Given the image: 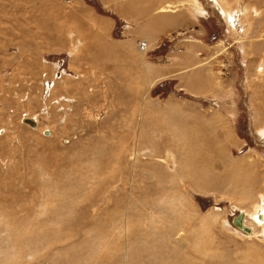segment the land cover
<instances>
[{
  "label": "rangeland",
  "instance_id": "rangeland-1",
  "mask_svg": "<svg viewBox=\"0 0 264 264\" xmlns=\"http://www.w3.org/2000/svg\"><path fill=\"white\" fill-rule=\"evenodd\" d=\"M228 1L244 35L217 0H0V264H264V0Z\"/></svg>",
  "mask_w": 264,
  "mask_h": 264
},
{
  "label": "bare ground",
  "instance_id": "bare-ground-1",
  "mask_svg": "<svg viewBox=\"0 0 264 264\" xmlns=\"http://www.w3.org/2000/svg\"><path fill=\"white\" fill-rule=\"evenodd\" d=\"M217 1H219V2H217L218 3V5L221 7V9H222V13H224V17L226 18V20H227V23L230 25V24H234V18L235 17H238V19H239V23H240V26H238L237 28H235L234 27V25L232 26L233 28H234V32H235V34H245L246 33V30H245V23L244 22H247V26H248V21L249 20H251L250 19V12H251V8H252V6H250L249 4L247 5V4H245L244 3V5L243 6H240V8H238V9H232V3H230L228 0H217ZM238 1V0H237ZM237 5V4H236ZM238 6H239V3H238ZM237 6V7H238ZM20 7V6H19ZM194 8V9H199V10H201V11H204V9H202V7L198 4V3H192L191 4V6H190V8ZM253 13L255 14V15H258L259 14V10H257V8L256 9H254L253 10ZM239 28H240V30H239ZM249 29H251V28H249ZM231 30H233V29H231ZM233 32V33H234ZM140 45V44H139ZM138 45V46H139ZM147 48V44L145 43V48L143 49V50H145ZM262 73H263V71H262ZM257 74H259V72L257 73ZM149 90V89H148ZM26 119V118H25ZM33 122H34V124H35V127H32L31 125V127L33 128V129H36L37 127H38V123H37V121H36V119H35V117L34 118H30ZM264 131V130H263ZM262 131V132H263ZM225 133L228 135V137H229V135H231L230 134V132L228 131V129H225ZM43 134L45 135V136H49L50 137V135H51V132L50 131H48V130H43ZM231 137V136H230ZM206 148H208V147H206ZM211 148V147H210ZM201 149V148H200ZM209 149V148H208ZM197 151H198V149H197ZM210 151V150H209ZM211 152V151H210ZM186 153V152H185ZM220 154V153H219ZM197 155V154H196ZM196 155H194V156H196ZM230 161V160H229ZM246 161H231V162H229L228 163V167H227V170L226 171H229L230 172V175L232 176V178H231V183L234 181V182H236V181H238V183H239V181L241 180V178H239L238 179V177L240 176V175H248V174H250V171L253 169V165L252 164H245L244 165V163H245ZM187 166V165H186ZM203 168V167H202ZM202 168L200 169L201 171H202ZM224 168V167H223ZM195 169V168H194ZM193 169V170H194ZM190 170V169H189ZM189 170H188V173H189ZM196 170H198V169H196ZM192 171V170H191ZM199 171V170H198ZM197 171V174L199 173L200 175H202L201 173H200V171L198 172ZM208 171V170H207ZM187 172V171H186ZM185 172V173H186ZM196 171H194V172H190L189 174H190V178H193V177H191V174H194ZM206 172V171H205ZM249 172V173H248ZM184 173V174H185ZM228 173V172H227ZM205 175H207V172L206 173H204ZM226 174V173H225ZM204 175V176H205ZM228 175V174H227ZM196 176V175H195ZM197 177V176H196ZM246 177H248V176H246ZM195 178V177H194ZM197 178H199V177H197ZM217 178V177H216ZM201 179V178H200ZM233 179V180H232ZM244 182H248L247 180H246V178H243L242 179ZM249 180V179H248ZM192 181V180H191ZM194 181V180H193ZM242 181V182H243ZM233 184V183H232ZM235 184H237V183H235ZM241 184V183H240ZM245 184V183H244ZM193 186V185H192ZM196 186V185H195ZM211 186V185H210ZM237 186V185H236ZM239 186V185H238ZM234 187V186H233ZM236 188V187H235ZM242 191H244V190H242ZM243 193V192H242ZM264 197V196H263ZM262 208H260L259 210H261ZM254 211H255V209H254ZM243 214V213H242ZM244 218H245V215L243 214V219H242V228L244 229V228H246V227H248V226H246L245 224H244ZM254 218H255V216H254ZM257 220H258V222H261L262 224H264V209L262 210V214H260V215H258V217H257ZM264 226V225H263ZM241 228V229H242ZM249 228V227H248ZM263 228V227H262ZM242 229V230H243ZM239 230V229H238ZM250 230H251V232H247V233H249V234H247V235H251L252 234V229L250 228ZM249 230V231H250ZM239 231H241V230H239ZM195 254V253H194Z\"/></svg>",
  "mask_w": 264,
  "mask_h": 264
},
{
  "label": "water",
  "instance_id": "water-1",
  "mask_svg": "<svg viewBox=\"0 0 264 264\" xmlns=\"http://www.w3.org/2000/svg\"><path fill=\"white\" fill-rule=\"evenodd\" d=\"M24 122L30 124L32 127H35V124L31 119H26ZM235 223L237 224V226L242 228V215H240L238 218L235 219ZM243 230H245L246 232H249V229L247 228H244Z\"/></svg>",
  "mask_w": 264,
  "mask_h": 264
},
{
  "label": "built area",
  "instance_id": "built-area-1",
  "mask_svg": "<svg viewBox=\"0 0 264 264\" xmlns=\"http://www.w3.org/2000/svg\"><path fill=\"white\" fill-rule=\"evenodd\" d=\"M139 47H140V49H144L145 48V43H143V42H140V45H139Z\"/></svg>",
  "mask_w": 264,
  "mask_h": 264
}]
</instances>
